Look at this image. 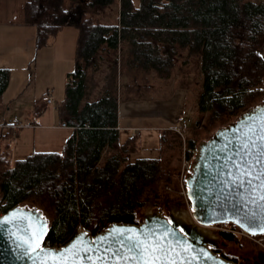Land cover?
<instances>
[{"label":"trees","instance_id":"1","mask_svg":"<svg viewBox=\"0 0 264 264\" xmlns=\"http://www.w3.org/2000/svg\"><path fill=\"white\" fill-rule=\"evenodd\" d=\"M114 2L116 19L102 21ZM22 19L36 27V46L64 25L77 28L76 67L67 73L63 98L54 100L58 121L72 132L58 150L33 149L13 161L10 144H0V214L15 205L38 207L48 219L45 239L52 245H63L82 229L95 234L113 221L140 222L137 210L146 194L159 197L176 174L163 156L166 130L159 132L157 155L129 157L139 148L138 134L122 135L117 127L116 89L84 100L97 56L122 50L121 74L142 78L153 72L166 79L178 54L185 52L183 63L199 55L195 108L205 118L186 127L188 147L264 98V0H25ZM9 78L8 68L0 66V99ZM20 127L10 126L1 136ZM219 235L240 239L224 230Z\"/></svg>","mask_w":264,"mask_h":264},{"label":"water","instance_id":"2","mask_svg":"<svg viewBox=\"0 0 264 264\" xmlns=\"http://www.w3.org/2000/svg\"><path fill=\"white\" fill-rule=\"evenodd\" d=\"M185 187L192 218L148 210L59 247L42 244L48 219L38 207L15 205L0 214V264H243L216 252L220 238L197 222L264 233V98L198 142Z\"/></svg>","mask_w":264,"mask_h":264},{"label":"rangeland","instance_id":"3","mask_svg":"<svg viewBox=\"0 0 264 264\" xmlns=\"http://www.w3.org/2000/svg\"><path fill=\"white\" fill-rule=\"evenodd\" d=\"M6 1L10 4V7L0 8V66L8 68L11 85L9 87L6 86L7 88L3 96L4 101L0 102V144L2 146L6 142L10 144L8 156L10 158L9 160L13 161V159L24 156L32 149L52 150L59 148L61 144L58 145V139L60 140V138H62V131L54 128H39L36 129L35 133L32 129H28L30 128L28 125H25L18 128L15 132L14 130H11L6 136H1L2 133L9 131L8 128L11 126L14 119L27 121L25 120V117L28 111L33 108L31 93L34 81L37 80V83H42L49 79V77H45L40 70L37 72L35 70V48L32 44L34 36L33 34H30L34 27L30 26V24L25 25L23 22L22 8H13L20 2V0ZM133 1L134 3H138V0ZM117 12V4L114 2L107 7L105 13L100 15V19L102 21H112L114 20L113 18L117 16ZM104 15H107L106 17L108 18H104ZM260 51L264 54V46ZM120 52L118 51L115 54H105L103 57L97 56L95 58L94 62L97 61V70L92 68L94 64L93 62L88 71V75L90 74V76H92V78H90V83H92L90 88H95V82H112V80L114 81L115 79V88L117 87L119 89L121 96L129 95L139 97L143 94V92H140V87L143 86L144 83L142 78H140L141 76H126L132 84L129 87V90H126V87L123 88V85L120 83L121 78L117 77L118 73H121L120 64H122L121 59H123L122 52ZM184 53L185 52H182L175 57V67L172 72L179 73L176 83L188 82L189 93L187 95V104L184 113L189 117L190 121L184 125L185 134L184 136H181V143L178 141L177 132L175 130L169 128L165 131L163 156L166 160L167 166L174 171V174H176L173 176L169 185L161 188V194L159 197L153 196L152 193L146 194L145 205L137 210V216L141 220L143 219L145 211L154 209L165 215L172 211L179 215H183L186 218H192L189 200L184 197L183 194L179 193L181 186L180 181L182 179V151L183 146L185 145L184 139L188 133L186 127L198 117L205 118V114H200L195 108V92L199 87L201 88L202 81L199 55L191 56L187 62L183 63L182 60ZM150 77L153 83H155L157 79H160L153 72L150 73ZM102 86L104 87V85ZM111 86L112 85L110 84L108 85V90H111ZM59 88L60 84L57 82V90ZM163 88L165 87H160L159 89L161 90ZM160 93L162 97L163 95L167 96L165 90L160 91ZM150 95L156 94L150 91ZM53 105L54 104H46L42 101L38 102L36 108L37 110H41V112L36 119L40 122L46 121V119L50 117ZM14 114H16L17 117L14 118ZM214 130L215 128L202 132L200 140L208 138ZM25 131V135L20 137L19 134ZM159 132L160 131H155L150 132L149 134L139 132L135 141L136 146L139 148L137 151H134L136 153L132 152L129 157L133 158L136 155L142 154L157 155L156 147L159 145ZM51 138L53 139L52 141H44V144L40 141L41 139L51 140ZM197 145L198 143L196 144V148ZM107 154L108 152L105 151L104 157ZM187 174L185 173L183 176L184 181ZM167 186H169L170 189L167 188ZM214 235L220 238L217 245L219 252H224L229 256H235L237 261H240L243 264H264V244H257L239 234H237L240 236L239 241L223 238L219 233Z\"/></svg>","mask_w":264,"mask_h":264},{"label":"crops","instance_id":"4","mask_svg":"<svg viewBox=\"0 0 264 264\" xmlns=\"http://www.w3.org/2000/svg\"><path fill=\"white\" fill-rule=\"evenodd\" d=\"M24 1L25 0H20V2L13 8H22ZM9 7L10 4L8 3V1L0 0V8ZM106 16L107 15H104L103 17L108 18ZM116 17L117 16H115L113 19L115 20ZM105 21L107 22V20ZM30 26L34 27H31L33 30L30 34H33L34 36L32 44L35 48V70L36 72L40 70L43 75L45 77H49V79L42 83H37V80L34 81L32 86L33 90L31 93L33 108L32 110L28 111L25 117V120L27 121L14 119L13 123H20L22 126L28 125L30 127L28 129H32V131L35 133L36 129L39 128L60 129L62 131V138H60V140L58 139V145H61L57 149H52L58 150L62 147V144L66 137L72 132V127L69 125L61 124L58 121L55 105L52 106L53 108L50 117H48L46 121H44L45 123L38 121L36 118L40 114L41 110H37L36 108V104L40 102L37 101V97L44 89H50L54 100H60L63 98L67 73L73 71L76 67L75 45L77 38V28L73 25H64L60 29H58V31L49 39L48 43L41 46H36V27L31 24ZM96 63L97 61L94 62L92 67L95 70H97ZM150 73H147L144 77H142L144 83L143 86L140 87V92H143V94H141L139 97L129 95L121 96L119 93V89L117 87L115 88V79L114 81L112 80V82H95V88L91 89L90 86L92 85V83H90V78H92V76H90L89 74L86 82L84 100H93L95 98H98L106 91H114L116 89L118 111L117 127L120 129V131H122V135L131 133L134 128L138 129L136 134H138L139 132L149 134L150 132L169 129L175 123V120L178 116H183L187 119V123H189V117L184 113L187 104L186 99L189 93L188 82L185 81L182 83H176L179 77V73L173 71L170 77H168L167 79L160 78L157 79L155 83H153L152 79H150ZM126 76L127 75L123 73H118L117 75L118 78H121L120 83L123 85V88L126 87V90H129V87L132 84ZM57 82L58 84H60V88L58 90ZM109 84L112 85L110 88L111 90H108ZM10 85L11 83L9 81L7 87H9ZM102 85H104V87ZM160 87L165 88L160 90ZM159 90H165L167 96L163 95L162 97ZM150 91L152 93H155L156 95H150ZM199 91L200 87L197 89L195 94H197ZM4 92L2 94L0 102L4 101ZM13 116L14 118L17 117L16 114H14ZM13 123H11V126L13 128L19 127L14 126ZM25 133L26 131L20 133L19 136L22 137L23 135H25ZM52 140L53 139L51 138V140L41 139L40 141L42 142V144H44V141L50 142Z\"/></svg>","mask_w":264,"mask_h":264},{"label":"built area","instance_id":"5","mask_svg":"<svg viewBox=\"0 0 264 264\" xmlns=\"http://www.w3.org/2000/svg\"><path fill=\"white\" fill-rule=\"evenodd\" d=\"M37 101H42L46 104H54V98L52 96L50 89H44L40 93V95L37 97ZM186 123H187L186 118H184L183 116H178L175 120L174 125L171 126V128L173 130H175L176 132H178L180 135L184 136V134H185L184 125H186ZM13 125L14 126H20L21 124L15 122V123H13ZM137 130H138L137 128H134L132 130V133H136ZM195 153H196V147H188L186 145L183 146V151H182L183 160H182V170H181L182 179L180 181L181 186H180L179 193L183 194L184 197H186V198H187L186 188H185V181H184L183 176L185 173L187 174L188 172H190V168H191V165L193 163V160H194L193 158H194ZM167 188H169V186H167ZM197 224L201 228L211 232L212 234L213 233L217 234L220 231L224 230V231H229V232L239 234L241 236H245L249 240H251L257 244H261V245L264 244V233H259V234L249 233V232L245 231L244 229H242L240 226H238L233 221H220V222H214V223H209V224H203V223L197 222ZM42 244L46 245V246H54V247L60 246V245L50 244L49 239H44Z\"/></svg>","mask_w":264,"mask_h":264},{"label":"flooded vegetation","instance_id":"6","mask_svg":"<svg viewBox=\"0 0 264 264\" xmlns=\"http://www.w3.org/2000/svg\"><path fill=\"white\" fill-rule=\"evenodd\" d=\"M214 248H217V246H215Z\"/></svg>","mask_w":264,"mask_h":264},{"label":"bare ground","instance_id":"7","mask_svg":"<svg viewBox=\"0 0 264 264\" xmlns=\"http://www.w3.org/2000/svg\"><path fill=\"white\" fill-rule=\"evenodd\" d=\"M45 239V238H44Z\"/></svg>","mask_w":264,"mask_h":264}]
</instances>
